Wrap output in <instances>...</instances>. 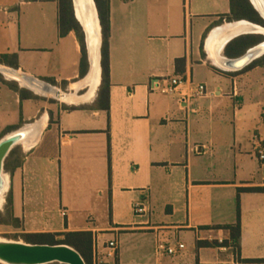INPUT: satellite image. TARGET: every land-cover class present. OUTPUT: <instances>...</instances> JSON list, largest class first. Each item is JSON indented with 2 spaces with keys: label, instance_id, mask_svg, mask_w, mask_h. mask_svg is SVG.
Masks as SVG:
<instances>
[{
  "label": "crops",
  "instance_id": "0c3cea01",
  "mask_svg": "<svg viewBox=\"0 0 264 264\" xmlns=\"http://www.w3.org/2000/svg\"><path fill=\"white\" fill-rule=\"evenodd\" d=\"M73 13L77 20L74 5ZM229 14L230 0H109L104 109L100 57L93 85L85 37L80 76L78 39L73 31L60 35L58 0H0V54L16 55L20 72L64 84L70 98L50 106L48 96L0 74V138L46 116L37 141L16 145L4 160L0 213L11 192L9 220L19 226H2L17 240L89 231L90 264H112L105 256L110 240L117 243L115 264L264 259V191L241 190L264 187L256 152L264 148V65L229 71L217 64V57L242 55L227 47L246 34L223 42L227 25L245 21ZM171 77L202 83L206 94L184 98L187 83L162 92ZM14 149L22 160L16 168ZM135 203L146 212L135 214ZM237 219L238 248L228 229ZM175 240L182 251L156 253L157 241Z\"/></svg>",
  "mask_w": 264,
  "mask_h": 264
},
{
  "label": "trees",
  "instance_id": "16d2710c",
  "mask_svg": "<svg viewBox=\"0 0 264 264\" xmlns=\"http://www.w3.org/2000/svg\"><path fill=\"white\" fill-rule=\"evenodd\" d=\"M98 14L99 24L101 28V83L98 90V98L103 101L104 109H108V88H109V64H108V38L110 32V20H109V0H93ZM59 5V32L61 36L66 35L68 32L73 31L78 39L81 47V59H80V76H83L87 63L86 52L84 45V35L81 26L77 22L73 13L72 0H58ZM228 20H247L252 23L264 26V20L259 13L253 8L249 0H230V14ZM263 41L262 35L246 34L235 38L227 47L228 54H243L248 48ZM0 63L8 64L14 68L17 67L16 55L0 54ZM262 64L264 65V55L253 61L249 66ZM47 81L54 83L52 79H46ZM50 120L52 118L51 112H49ZM17 150L14 149L11 155H14V161L11 163V167H19L22 163L21 158L17 155ZM9 166V165H6ZM243 191H264V187L244 188ZM11 192H9L6 200L5 212L0 213V225L12 224L15 227L19 226L17 219L11 218ZM230 230V238L232 244L239 247L240 225L237 219L234 225L228 226ZM61 235L62 237H58ZM21 238L28 243H44V244H58L65 243L73 246L83 257L86 264H90L92 256V235L89 231L78 232H64L62 234L54 233H28L21 234ZM246 263L250 264H264V259H246Z\"/></svg>",
  "mask_w": 264,
  "mask_h": 264
},
{
  "label": "water",
  "instance_id": "95a60500",
  "mask_svg": "<svg viewBox=\"0 0 264 264\" xmlns=\"http://www.w3.org/2000/svg\"><path fill=\"white\" fill-rule=\"evenodd\" d=\"M93 1V0H92ZM253 8L259 13V15L264 20V0H260L262 8H258L252 0H249ZM74 5V2L72 0ZM93 6L95 8V16L97 24L99 25V19L95 3L93 1ZM76 14V13H75ZM76 16V15H75ZM77 18V16H76ZM247 21V20H245ZM77 22L81 26L84 37L85 44L87 49V55L89 60V69L86 74L88 77L98 61V58L101 57V28L98 30L99 44H97V57L92 56L90 48V35H93V28L91 32H88V29L84 27L82 22L77 18ZM254 27L264 28V26L252 23ZM100 27V26H99ZM242 34H260L263 36V41L248 48L242 55L229 58V57H217V61L220 66L229 71H237L245 66L249 65L255 59L264 54V34L256 30L240 33L236 36ZM4 73H8L14 77L21 79L25 82L27 88L31 90H36L42 95H52L54 99H63L66 98V92H62L59 88L52 85L49 82L40 80L29 76L23 72L16 70L15 68L7 67L0 63V74L4 77ZM17 81V80H14ZM18 82V81H17ZM43 130V119L39 118L36 121H33L30 124L17 128L0 138V200H4V194L8 187V176L4 173V160L9 154V152L19 144L23 142L33 141L37 137H40ZM2 204V203H1ZM50 263H59V264H86L81 254L71 245L65 243L58 244H44V243H28L23 240H13L0 237V264H50Z\"/></svg>",
  "mask_w": 264,
  "mask_h": 264
},
{
  "label": "bare ground",
  "instance_id": "6f19581e",
  "mask_svg": "<svg viewBox=\"0 0 264 264\" xmlns=\"http://www.w3.org/2000/svg\"><path fill=\"white\" fill-rule=\"evenodd\" d=\"M252 1L254 2V4H256V6L258 8H260V9L262 8L260 0H252ZM73 2H74V10H75L77 18L82 22L84 27L88 29V32H91L92 28L94 30V32H92L93 35H91L89 33V35H90V48H91L92 56L94 55L97 57V55H96L97 54V44H99L98 30L100 29V27H99L100 24L99 25L97 24V20H96V16H95V8L93 6V1L92 0H73ZM227 30L229 31L228 32L229 37L226 38L223 42H225L226 40H228L229 38H231L232 36H234L236 34L254 31V30L264 34V28H261V27L256 28L253 26V24H251L247 21H238L236 23L229 24V25H227ZM212 36H214V33L211 34V36L208 40V44L210 43ZM215 60H216L217 64L220 66L217 59H215ZM99 72L100 71H99V66H98V61H97L92 73L87 77L88 78L87 80L92 82V84L94 85V82H96V77H98ZM4 75L6 76L5 78H7L9 80H17L23 86H26L25 82H23L21 79L14 77L8 73H4ZM45 96H52V95H45ZM68 97H69V95H67L66 98H63L62 100L69 101L70 98H68ZM45 120H46V116H44V119H43V126H44ZM38 138L39 137H37L33 141L23 142L22 145L29 148L37 141ZM1 203H2V200H0V206H1Z\"/></svg>",
  "mask_w": 264,
  "mask_h": 264
},
{
  "label": "built area",
  "instance_id": "2783aa9c",
  "mask_svg": "<svg viewBox=\"0 0 264 264\" xmlns=\"http://www.w3.org/2000/svg\"><path fill=\"white\" fill-rule=\"evenodd\" d=\"M189 84V91L187 94H182L185 98H195L202 97L206 94V87L202 83L188 82L185 78L182 77H171L168 79V83L162 87L161 91L164 93H177L181 86L185 84ZM184 101V99H182ZM256 152L260 160L264 161V148L261 145L256 147ZM133 211L137 215L144 214L146 212V208L143 204L135 203L133 206ZM185 248L184 243L175 240L173 243H169L167 241H157L155 246V251L157 254L165 253L167 255H175L178 252L182 251ZM117 249L116 240H110L107 243V252L106 257L114 256ZM94 264H100L99 260L96 259Z\"/></svg>",
  "mask_w": 264,
  "mask_h": 264
},
{
  "label": "rangeland",
  "instance_id": "374dc122",
  "mask_svg": "<svg viewBox=\"0 0 264 264\" xmlns=\"http://www.w3.org/2000/svg\"><path fill=\"white\" fill-rule=\"evenodd\" d=\"M73 6V5H72ZM22 10V9H21ZM21 12V11H20ZM24 12L22 11V14H23ZM24 17V19H25V15L23 16ZM22 17V18H23ZM82 29V28H81ZM83 32V31H82ZM84 35V34H83ZM56 87H58L62 92H66V93H68L66 90H65V86H64V84H62V86L61 87H59V86H56ZM46 99H49L50 100V106H51V104H53V103H56V102H62V100H58V99H54V98H52L51 96H48V97H46ZM23 147H24V145H22ZM25 148V147H24ZM256 159V158H255ZM1 212V211H0ZM0 237L1 238H6V239H13V240H17V239H20V238H16V235H15V233H13L12 231H11V229L10 228H8V227H6V226H2V225H0ZM107 262H111L112 264H115L116 263V257L115 256H113L112 258H108L107 260H106ZM50 264H59V263H50Z\"/></svg>",
  "mask_w": 264,
  "mask_h": 264
}]
</instances>
